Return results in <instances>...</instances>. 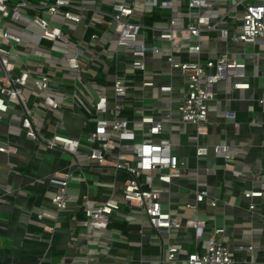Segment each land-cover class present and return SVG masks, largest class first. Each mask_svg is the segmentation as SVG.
Returning a JSON list of instances; mask_svg holds the SVG:
<instances>
[{
	"label": "built area",
	"instance_id": "built-area-1",
	"mask_svg": "<svg viewBox=\"0 0 264 264\" xmlns=\"http://www.w3.org/2000/svg\"><path fill=\"white\" fill-rule=\"evenodd\" d=\"M248 56L264 57V0H0V123L8 121L9 128L16 126L39 145L74 156L85 146V159L78 164L109 165L125 174L106 184L110 191L101 201L89 194L78 198L70 194L71 171H55L47 177L55 188L50 199L53 208L36 211L30 219L36 230H26L23 236L46 245L37 264L46 259L54 264L53 238L59 214L67 210L78 230L70 247L81 240L85 244H76V255L57 264H235V251L224 237L226 228L209 229L200 215L202 203L218 204L208 187L193 190L194 198L183 206L193 215L184 217L172 208L174 187L190 168L175 152L172 139L162 134L174 125L183 130L192 124L197 158L210 155L211 147L202 139L212 124L211 102L220 87L225 93L250 88ZM58 66L82 77L90 94L77 78L64 77L74 87L71 96L65 94L57 85L63 80ZM90 68L96 73L87 76L84 71ZM175 72L184 82L176 110L173 84L156 80L164 74L174 77ZM138 91L158 92L167 106L158 114L142 109L139 117L127 119L122 115L126 101ZM82 93L91 97L93 128L84 139L59 131L46 138L36 119L38 111L44 108L49 116L83 106ZM259 105L264 112V99ZM224 117L238 126L234 111L224 110ZM88 125L86 121L85 128ZM136 130L143 140L134 143ZM213 151L223 155L226 166L234 161L228 144H215ZM0 152L16 155L17 148L10 140L0 141ZM206 172L212 175L216 168L207 167ZM263 195L264 182L244 192L250 210ZM77 199L80 206L75 205ZM2 215L0 211V221ZM117 221L137 226L130 232L139 238L121 234L112 227ZM186 229L192 231L193 250L179 236ZM146 232L149 258L141 254L124 262L111 251L116 241L136 242L143 248Z\"/></svg>",
	"mask_w": 264,
	"mask_h": 264
},
{
	"label": "crops",
	"instance_id": "crops-1",
	"mask_svg": "<svg viewBox=\"0 0 264 264\" xmlns=\"http://www.w3.org/2000/svg\"><path fill=\"white\" fill-rule=\"evenodd\" d=\"M248 60L247 79L250 88L225 93L220 87L216 99L211 102L209 118L212 124L202 139L211 147L210 155L197 158L193 138L195 128L192 124L185 125L183 130L180 125H174L162 136L172 139L175 152L185 158L190 168L189 175L180 178L179 185L174 187L175 193L171 198L174 211L177 210L184 217L193 215L191 211L184 210L183 206L194 198L193 190L208 187L211 195L218 199L216 207H210L207 202L201 204L200 215L206 220L208 228H226L224 237L235 251V264H264V195L254 200V210L249 209L250 200L244 196L246 190H255L264 182V112L259 105V99H264V57L254 60L253 56H248ZM81 80V85L87 90L85 93L89 95L87 84L83 78ZM156 80L163 85L173 84L175 90L172 107L176 110L178 90L184 86L181 76L175 72L174 77L164 74L157 76ZM69 82L70 79L63 77L57 85L71 96L74 87ZM88 95L84 97L83 94L85 105L66 107L64 112L57 111L47 116L44 108H41L36 114L41 133L50 138L53 132L59 131L84 139L88 129L94 126L91 97L88 98ZM159 97L160 94L155 91H138L132 100L127 99L122 115L132 120L142 114V109L148 114H158L168 103ZM226 109L236 113L238 126L226 120ZM86 121L89 123L87 128L84 126ZM8 140L13 142L17 153L8 156L0 152V200L11 204L9 214L12 216V220L4 221L8 224L7 234H0V264H37L46 245L44 242L25 240L23 236L26 230H36L30 222L36 211L53 208L50 199L55 188L47 182V177L55 171H71L73 178L68 192L76 198L89 194L101 201L110 191L106 184L113 183L116 176L123 179L125 174L121 171L116 173L109 165H80L77 162L83 161L87 153L85 146L78 156L57 148H48L27 138L16 126L9 128L8 121H4L0 123V141L5 143ZM219 143L228 144L234 155V161H230L229 166L225 165L223 155L213 151V146ZM10 165H14L13 168ZM207 167L216 168V173L208 174ZM98 181L105 185H97ZM75 205L80 206V200L77 199ZM72 217L69 210L59 214V225L51 248L54 264L63 262L65 256L70 258L76 255L79 249L76 244H85L81 240L75 243V248L70 247L72 236L78 234ZM112 227L122 230L121 234L132 240L139 238L130 232L136 230L137 226L129 225L127 221H117ZM146 233L143 248L136 242L116 241L111 251L121 256L124 262L129 257L138 259L141 254L149 258L151 245L148 241L149 232ZM164 236L168 237L167 234ZM179 236L185 237L183 244L186 248L193 246L191 230H182ZM249 244L254 245L251 250L236 248ZM48 261L46 259L44 264H49Z\"/></svg>",
	"mask_w": 264,
	"mask_h": 264
},
{
	"label": "rangeland",
	"instance_id": "rangeland-1",
	"mask_svg": "<svg viewBox=\"0 0 264 264\" xmlns=\"http://www.w3.org/2000/svg\"><path fill=\"white\" fill-rule=\"evenodd\" d=\"M57 72H58L60 75H62L63 77L77 78L78 83L81 85V82H82L81 78H82V77H79V76H77V75H75V74H73V73L65 72V71L61 70V66H58V67H57ZM84 72L86 73L87 76H92L93 74L96 73V70H95V68H90L88 71L85 70ZM127 72L130 73L131 71L128 70ZM232 82H233V81H232V79H231V80L229 81V83L232 84ZM129 100H132V98L129 99ZM134 101H135V100H134ZM134 134L136 135V139H135V141H133L134 143H136V142H140V141L143 140V136H142L141 131L136 130V131L134 132ZM11 217H12V216H11L9 213H3L1 219H2L3 221H7V222H8V221L12 220ZM188 247H189V250H193V247H192V246H188Z\"/></svg>",
	"mask_w": 264,
	"mask_h": 264
},
{
	"label": "water",
	"instance_id": "water-1",
	"mask_svg": "<svg viewBox=\"0 0 264 264\" xmlns=\"http://www.w3.org/2000/svg\"><path fill=\"white\" fill-rule=\"evenodd\" d=\"M0 211L2 213H11V204L0 202ZM0 234H7V223L0 221Z\"/></svg>",
	"mask_w": 264,
	"mask_h": 264
}]
</instances>
